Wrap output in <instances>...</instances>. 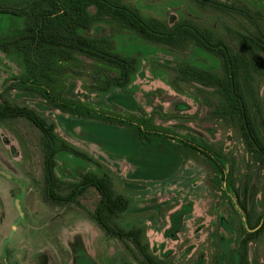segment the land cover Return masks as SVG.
<instances>
[{"label":"rangeland","instance_id":"1","mask_svg":"<svg viewBox=\"0 0 264 264\" xmlns=\"http://www.w3.org/2000/svg\"><path fill=\"white\" fill-rule=\"evenodd\" d=\"M122 1L146 17L166 20L171 16H188L213 28L227 41L234 40L235 31H253L255 26H264V21L257 15V23H252L236 12L200 7L191 0ZM218 1L247 7L264 17V0ZM22 22L20 17L0 14V36L20 30ZM107 33L113 41L114 51L139 56L137 71L129 84L108 92L92 89L94 76L100 78L101 68L91 60L77 56L73 61L61 64L64 69L58 76L56 90L90 108L118 114L125 119L138 121L144 117L149 126L190 136L192 141L210 147L222 157L228 172V185L219 179L208 160L195 151L184 149L177 140L170 139L165 144L143 143L132 129L70 116L46 107L37 98L19 97L11 91L7 95L9 100L26 105L41 117L55 122V131L62 138L111 172L118 188L130 199L129 211L123 214L119 223L149 218L151 223L147 222L148 226L161 227L164 232L162 240L154 242L153 235L150 239L157 244L163 241L164 248L170 250L164 257L167 262L238 264L241 237L250 231L248 224L264 215V170L260 169L258 175H254L256 204L249 217L235 201L229 182L231 180L239 187L250 181L257 164L251 160L237 133L205 114L192 87L182 86V92L173 89L169 83L171 73L162 65L166 61L187 60L210 67L218 66L219 60L198 48L178 55L132 34L118 32L113 26L107 27ZM23 73L24 66L18 55L0 52V93L10 80ZM259 95L264 102V79L260 83ZM179 102L187 104L189 109L175 111ZM76 121L77 128L71 123ZM39 135L26 119L0 122V169L10 176L0 174V264H138L116 239L106 235L87 217L86 210L93 209L98 199L95 191L79 198L82 207L52 208L43 202L39 189ZM56 159L55 174L64 181L76 180L78 172L99 171L94 164L66 152L58 153ZM123 161L131 165L128 171L141 170L144 173L141 178L147 177L148 172L150 175L171 176L173 181L180 183L181 195L171 197L160 192L155 196H139L141 192L128 187V181L123 178ZM113 163H117L116 167ZM136 183L146 185L142 181ZM142 208L146 209L136 211ZM150 208L152 210L148 211ZM155 208L158 210L156 214ZM181 209L184 212L175 215ZM159 254L157 256L162 258ZM247 257L249 261L254 258V264H264V233L247 244Z\"/></svg>","mask_w":264,"mask_h":264},{"label":"trees","instance_id":"2","mask_svg":"<svg viewBox=\"0 0 264 264\" xmlns=\"http://www.w3.org/2000/svg\"><path fill=\"white\" fill-rule=\"evenodd\" d=\"M191 1L200 7L236 12L252 23H257L256 15L264 21L259 12L247 7L218 0ZM0 14L22 18L20 30L0 36V52L18 55L24 66V73L10 80L0 93V122L23 118L39 131V189L47 206L82 207L79 198L93 190L98 199L93 209L86 210V214L100 230L116 239L138 264H171L154 254L145 240L144 227L119 223L123 214L129 211L130 199L118 188L111 172L62 138L55 131V122L41 117L26 105L9 100L7 95L11 91L19 97L37 98L46 107L70 116L132 129L143 143L165 144L170 139L177 140L184 149L195 151L208 160L219 179L228 185V172L222 157L210 147L192 141L190 136L149 126L144 117L138 121L125 119L118 114L90 108L56 90L58 76L64 69L61 64L73 61L77 56H83L101 68L100 78L94 76L92 89L108 92L129 84L137 71L139 56L114 51L113 41L107 33V27L113 26L118 32L132 34L178 55L198 48L219 60L218 66L210 67L195 65L187 60L166 61L162 65L171 73L169 83L173 89L182 92V86L192 87L205 114L237 133L251 160L257 164L250 181L243 182L239 187L234 186L231 180L229 182L235 201L250 217V210L256 204L254 175H258L260 169L264 170V102L259 95L260 83L264 79V26H255L253 31H235L234 40L227 41L213 28L188 16H171L166 20L146 17L122 0H0ZM176 106L175 111L189 109L183 102ZM179 128L189 131L184 126ZM60 152L90 162L99 171L78 172L74 181L61 180L55 174L56 156ZM248 226L250 231L238 243V264H254V258L248 260L247 244L264 233V215H259Z\"/></svg>","mask_w":264,"mask_h":264},{"label":"crops","instance_id":"3","mask_svg":"<svg viewBox=\"0 0 264 264\" xmlns=\"http://www.w3.org/2000/svg\"><path fill=\"white\" fill-rule=\"evenodd\" d=\"M71 123L74 126V125H76L77 121L71 122ZM74 127L77 128V125ZM116 164L113 163V166L116 167ZM121 165H122V168L125 169L122 172L123 178H125V181H128V183H129V186L127 184L126 185L128 187L132 186V188L135 190H139L141 192V195H139V196H144V195L145 196H155L157 193H160V192H166V194L171 195V197L181 195V193H180L181 188L179 186L180 183L176 182L175 180L173 181V178L171 176L168 177L167 174L150 175V173L148 172V173H146L147 177L141 178L142 173H143L141 170L136 171V169H134L132 171H128V168L131 165L129 163H127L126 161H123L121 163ZM147 168H148V166H147ZM139 172H140V174H139ZM138 181H142L143 183H146V185L141 184V183H136ZM183 196H185V195H183ZM144 209H146V208H142V209L136 210V211L142 212V210H144ZM151 210L152 209L150 208L148 211H151ZM157 211L158 210H156V208H155L154 213L156 214ZM134 212H135V210H134ZM181 212H184V211L181 209V210L177 211L175 215L178 214L180 216L182 214ZM131 213H133V211ZM150 220L151 219H149V218L144 219V220L143 219L142 220L131 219V220H126L122 224H129V225H136V226L144 227V229H145V240L148 243L149 247L154 250V254L157 255L160 253V254H162V258H164L165 255L170 253V250H167L168 249L167 247L164 248V242L163 241L160 244L154 243L156 241L162 240V237L164 236V232L162 231V228L159 226H155V227L148 226L147 222L151 223ZM178 221H179V219H178ZM154 234H156V235H154ZM152 235L154 236V242H151V239H150V237ZM148 239H150V242Z\"/></svg>","mask_w":264,"mask_h":264},{"label":"water","instance_id":"4","mask_svg":"<svg viewBox=\"0 0 264 264\" xmlns=\"http://www.w3.org/2000/svg\"><path fill=\"white\" fill-rule=\"evenodd\" d=\"M0 174L5 175V176H7V177L10 178V176H9L8 174H6L4 171H2L1 169H0ZM18 206H19V205H18Z\"/></svg>","mask_w":264,"mask_h":264}]
</instances>
